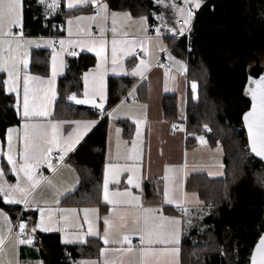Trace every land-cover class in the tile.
<instances>
[{
  "label": "snow or ice",
  "instance_id": "obj_1",
  "mask_svg": "<svg viewBox=\"0 0 264 264\" xmlns=\"http://www.w3.org/2000/svg\"><path fill=\"white\" fill-rule=\"evenodd\" d=\"M37 3L44 6L45 16L52 15L58 10L61 0H37ZM157 5L170 7L178 20L182 21L183 26L179 29L171 28L174 36L184 35L190 30L191 22L195 15V10L200 9L202 0H183L182 5H178L175 0L170 3L166 0H154ZM91 6L94 9L93 15L76 16L74 19H68V39L58 41L60 52L53 53L52 56V75L48 80H43L38 76L28 74L29 52L28 47L34 43L24 37L22 30L23 19V0H0V73H6L7 78L3 80V87L7 93H16L17 110L20 109L21 81L23 92L21 119L22 133L18 128L7 129V151L0 149V156L6 158L10 171L16 177L15 183H9L4 179V168L0 166V198L7 205L23 204L25 210L29 207L36 208L40 213L39 223L31 229L42 231H51L52 224L63 222L67 227L71 218L78 219L76 208H50L41 207L39 203L32 200L33 194L41 186L42 182L52 185L53 181L48 177L37 176V169L42 164L55 173L59 166L64 165L65 157L72 152L76 145L97 124L96 120H76V121H53L46 119L52 115L50 106L56 100L57 91L55 88V78L64 67V61L61 58L63 52H68L70 56H76L75 51H69L71 48H86L90 52H95L98 62L95 71L84 74V92L83 98H77L76 94L69 95L67 99L74 101L76 105L91 104L94 108L100 110L103 117L105 104V75L109 71L107 65L109 57L106 55L108 40L105 37L107 31V22L111 21V71L115 73L117 68L122 69L120 63L124 57L132 56L135 58L137 49H140L145 55H148V42L152 39L147 35L148 20L146 16H141L138 21L140 31L143 36H133L129 38V33L124 24L121 23V17L127 21H132L130 13H118L110 11L106 0H67L66 7L69 10ZM156 16L164 27L167 22L164 14ZM75 22V24H74ZM95 24L98 29V35L92 33V25ZM119 25V27H118ZM14 27H20V31L14 32ZM161 35L160 28H156V38ZM75 37V38H73ZM47 43L51 46L53 41L50 39ZM36 47H40L36 44ZM166 51V49H161ZM59 59V64L57 60ZM169 59H173L169 55ZM180 65L181 72L186 71L183 62L176 61ZM150 65L145 59H140L139 63L132 70L131 75L139 76L145 79V72ZM167 76V72L165 73ZM91 77V79H90ZM255 87L246 89L247 94L251 96V108L244 113L243 121L247 128L248 146L251 153L264 160V76L258 80L250 81ZM192 92L194 98L197 94V84L192 83ZM134 91V89H133ZM129 95H132L130 92ZM99 97V103L96 102ZM124 104L117 106L113 112L107 113L112 117ZM146 107V106H145ZM65 123L75 125L72 132L67 136L61 134V128ZM137 138L132 140L131 149L127 154L121 156L119 153L115 157L109 156L103 172L102 199L105 205H110L109 215L103 217V232L99 229V209L83 208V224L87 225L86 231H80L75 234V241L86 243L87 237L97 238L103 242L105 247L99 250V259L92 261H79L76 264H159V257L167 256L172 258V264H179L180 243L183 234L184 225H191L189 205H200L202 202L195 195L189 196L183 190L182 177L186 175L183 171L176 174L173 166H166L163 177L164 187L162 193L163 204L174 205L181 213L182 217L165 216L162 207H144L141 203V195L133 193L131 188L125 187L123 191L119 189H110V185H119L120 177L127 173V185L143 192L142 179V150L140 143L141 128L143 121L136 120ZM177 126L173 125L175 129ZM206 130L208 126H204ZM183 131V127L180 128ZM119 133V129L116 130ZM201 144L206 143L203 136L198 137ZM21 147L17 148V143ZM119 147V145H117ZM58 153L56 162L53 163V153ZM123 160V163L119 161ZM115 161V162H114ZM186 168V164L183 166ZM222 167V165H221ZM222 174V173H220ZM212 175V173H209ZM69 190L57 192L56 204L60 203V197L66 196ZM123 208L131 210V221L136 227L131 232H125L128 226L129 217L120 214L119 210ZM54 213H60L58 219L54 221ZM183 217H189L187 220ZM0 223L7 225V232L12 233V222L10 217L0 210ZM83 224L78 225L83 229ZM19 232L15 235L16 264H20L19 246L32 245L34 237L25 235L27 224L23 220L19 222ZM62 230V229H61ZM0 229V264H5L3 257L4 245L7 236L2 234ZM132 236H138L137 245H133ZM66 235L62 242L73 243ZM119 245V247H115ZM111 253H118L119 260L110 258ZM139 257L138 261L134 259ZM11 264V261L8 262ZM42 264V262H40ZM251 264H264V236H261L251 255Z\"/></svg>",
  "mask_w": 264,
  "mask_h": 264
},
{
  "label": "trees",
  "instance_id": "obj_2",
  "mask_svg": "<svg viewBox=\"0 0 264 264\" xmlns=\"http://www.w3.org/2000/svg\"><path fill=\"white\" fill-rule=\"evenodd\" d=\"M106 2L111 10L146 16L149 22L155 21L153 14L160 12L154 0ZM24 3V30L29 37H63L68 17L90 11H66L61 0L58 10L46 20L44 6L37 0ZM174 51L179 59L188 61L189 76L198 86L195 98L192 90L190 93L188 142L205 136L212 147H221L226 156L222 180L208 182L194 177L188 183V189L201 197L208 212L184 235L183 264H247L264 232V167L250 155L242 126V116L250 106L245 95L248 70L257 61L264 65V0H208L195 15L189 40L183 37ZM42 60L38 54L33 56L32 72L47 74ZM95 64L90 55L68 58L65 76L57 86L58 113L69 95L80 93L82 75ZM3 80L4 75L0 74V141L5 143L7 129L18 126L21 119L16 99L5 91ZM115 103L113 100L110 105ZM164 110L165 118L174 121L175 97H165ZM106 141L107 121H103L67 160L90 173L78 191L93 190L101 183ZM149 188L146 185L147 195ZM0 209L13 222L19 215L20 221L29 218L25 210L3 203L2 198ZM198 256L205 260L199 261ZM98 257L97 244L68 247L59 235L39 232L34 234L32 245L20 248L21 264H76Z\"/></svg>",
  "mask_w": 264,
  "mask_h": 264
},
{
  "label": "crops",
  "instance_id": "obj_3",
  "mask_svg": "<svg viewBox=\"0 0 264 264\" xmlns=\"http://www.w3.org/2000/svg\"><path fill=\"white\" fill-rule=\"evenodd\" d=\"M208 0H202V6ZM65 4L66 11H73L77 9L89 8L88 13L79 14L76 16H88L94 14V9L91 6H85L83 8H77L69 10L66 7L67 0H63ZM183 1L179 3L182 5ZM24 7L25 3L23 0V19H22V30L24 33V37L26 39H30L34 41L32 45L28 47L29 52V67L27 69L28 74L32 76H38L43 80H48L52 75V56L54 51L60 52L61 50H57L59 46L58 41L60 39H68V19H74L76 16H70L65 21L64 32L65 35L63 37H52V36H37V37H29L26 35L24 30ZM110 9V8H109ZM195 10L196 13L200 10ZM110 11H115L111 10ZM118 13H130L128 11H115ZM131 14V13H130ZM194 15V18H195ZM132 21H127L126 18L121 17V23L125 25L126 30L129 33V38L133 36H143V33L139 30L140 25L135 23L138 21L140 17H136L131 14ZM193 18V21H194ZM148 20V19H147ZM175 20V22H174ZM167 22V27H164L161 22L156 19L153 22H149L148 20V32L147 35L152 37V39L148 42V55H145L140 49L139 54L134 57L126 56L120 62L122 64V69L117 68V71L113 73L111 71V40H112V32H111V21L107 22V31L105 33V37L108 40V44L106 47V55L109 57V63L107 65L109 71L105 75V104H104V115L101 117L100 110L94 108L91 104L88 105H76L74 101H69L66 99V104L61 112L58 113L57 108V100H58V82L61 80L66 73L67 60L70 56L66 54V52L62 53V59L64 61L63 69L58 73L55 78V88L57 91L56 100L50 106L52 115L46 119H51L53 121H76V120H96L97 124L92 128V130L84 137V139L76 145L75 149L69 153L67 157H65L66 161L63 166H59L58 170L53 173L46 164H42L39 169H37V176L39 177V173L43 172L44 177H48L53 181L52 185H48L46 182H42L41 186L38 190L33 194L32 200L39 203L41 207H50V208H76L78 219H73L70 216L67 227H64L63 222L61 223H53L51 231H42L40 229H36L33 233L31 229L35 227L40 220V213L36 208L29 207L25 210L23 204H15L11 206L20 207L22 211L25 210L27 214H29V218L25 220L27 224V229L29 234L34 237V234L39 232L41 234H54L59 235L61 242L63 238L67 235L69 239L75 241V234L80 231H86L87 225L83 224V212L80 211L83 208H98L99 209V229L102 234L103 232V217L109 215L110 205H105L102 199V183H103V172L104 165L111 155L113 157L119 153L121 156L127 154L129 149L132 146V140L137 138V125L135 123L136 120L143 121L140 125L141 128V137L140 143L142 150V169L141 172L143 174L142 179V188L143 192L140 190L132 188L127 185V173L121 175L120 180L121 183L119 185H110V189H119L123 191L125 187L131 188L134 194L141 195V203L144 207H162L163 214L165 216H175L182 217V213L174 206L163 204L162 201V193L164 187L163 177L165 175L166 166H173L175 168L176 174L179 176L181 171L186 173L182 177L183 180V190L191 196V194L195 193V195L202 202L200 205H189L190 208V219L192 221V225H194L198 218L204 216V213L207 211L208 207L201 199V197L193 191L188 189L189 181L194 177H201L202 179L208 182H216L222 180L225 176V153L221 147H212L209 143V140L205 137L206 143L203 146L196 147L192 150L188 149V138L189 135L187 133V115H188V106L191 98V90L192 83L189 76V63L188 61H183L177 57L175 54L174 48L181 41L183 37H187L186 33L184 35L174 34L169 31L171 28L179 29L183 26L182 21L178 20L176 15L174 19L172 16L165 19ZM191 22V25L193 23ZM75 24V22H74ZM190 25V26H191ZM119 27V25H118ZM156 28H160L161 35L159 39L156 38ZM14 32H19L20 27H14ZM92 33L94 36L98 35V29L95 24L92 25ZM75 38V37H73ZM52 40L53 45H49L47 43L48 40ZM36 44H39L40 47H36ZM77 50V55H90L93 56L96 60V64L98 62V58L95 55V52H90L86 48L81 49L79 47H75ZM161 49H166V51H161ZM39 52V53H38ZM44 53V54H43ZM38 54L39 57L45 61L47 65V74L41 75L38 73L32 72V64H33V56ZM169 55L173 59H169ZM166 56V58L171 62L174 70L172 72L156 69V63L162 58ZM74 57V56H73ZM59 59L57 63L59 64ZM140 59H145L147 63L150 65V68L147 72H145V79H141L139 76L131 75L132 70L139 63ZM42 60V61H43ZM176 61L183 62V65L186 67V71L181 72L180 65L176 63ZM95 64V66H96ZM95 66L85 73L95 71ZM84 73V74H85ZM4 75V79L7 78L6 73H0ZM84 74L82 75V88L79 94H76L77 98H83L84 92ZM91 79V77H90ZM134 89V91H133ZM132 95H129V93ZM15 97L17 102L16 93H8ZM166 96H172L176 99V115L175 120H168L165 118V110H164V99ZM20 109H19V117L21 119L22 114V103H23V92H22V81H21V94H20ZM115 100L116 103L111 106V102ZM121 101L124 102L123 106L119 108L117 112L113 114L112 117H109L107 113L113 112V109H116L118 105L121 104ZM96 102L99 103V97H96ZM146 106V107H145ZM107 121V141L106 147L104 151V163L102 169V181L98 186L93 187V190L87 191H78L81 187L84 178L89 176L90 173L87 170L82 168H78L71 161H67L71 155L75 153V151L79 148L80 145L93 133V131L103 122ZM23 120L18 126L12 128H18L22 133V124ZM173 125L177 127L174 129ZM181 126L183 127V131L180 130ZM75 125L70 123H65L61 128V134L67 137L71 132ZM117 129H119V133H117ZM179 129V132H174V130ZM2 143V142H1ZM17 143V148L21 147L19 142ZM119 145V147H117ZM2 151H7V139L5 143L1 144ZM55 153V151H54ZM115 162V161H114ZM123 163L124 161H119ZM53 163L55 161L53 160ZM186 164V168L183 167ZM222 165V167H221ZM0 166L4 168V179L9 183H15L16 177L10 171V166L7 164L6 158L0 156ZM212 173V175H209ZM222 173V174H220ZM150 185L149 193L146 194V185ZM65 190H69L66 196L60 197V203L56 204L55 200L57 199V192H65ZM78 193V195H77ZM1 210V209H0ZM3 211V210H2ZM5 212V211H4ZM120 214L129 217L128 226L123 231L131 232L136 225H134L131 221V210H126L121 208L119 210ZM6 213V212H5ZM7 214V213H6ZM9 216V214H7ZM60 213H54V221L58 219ZM10 217V216H9ZM189 217H183V219L187 220ZM11 219V218H10ZM12 222V229L13 224ZM83 224V229H80L78 225ZM0 229H2V234L7 236L8 239L4 245V254L3 259L5 264H8L11 261V264H16V248L15 244V235L16 232L12 231L11 234L7 232V225L0 223ZM62 229V230H61ZM188 224L184 225L183 234L181 236L180 243V254H179V264H183L182 257V244L184 235L188 230ZM27 238V237H26ZM86 243H80L75 241L73 243H63L64 246L68 247H82L86 245H96L100 248L105 247L102 241L97 238L87 237ZM139 241L138 236H132L133 245H137ZM19 246V260H20V248ZM115 247H119L116 245ZM100 257H98L99 259ZM110 258L114 260H119L118 253H111ZM98 259H85L82 261H92ZM138 261L139 257H135ZM21 264V260H20ZM31 264V263H29ZM159 264H172V258L167 256L159 257Z\"/></svg>",
  "mask_w": 264,
  "mask_h": 264
},
{
  "label": "water",
  "instance_id": "obj_4",
  "mask_svg": "<svg viewBox=\"0 0 264 264\" xmlns=\"http://www.w3.org/2000/svg\"><path fill=\"white\" fill-rule=\"evenodd\" d=\"M261 76H264V65H261L260 62L257 61L256 65L248 70L247 83H246V86H245V95H246L247 99H248L249 102H250V106H249V108H248L247 111H249L250 108H251V96H250L249 94H247L246 89H248V88H250V87H255V84L250 83V81L258 80ZM247 111H246V112H247ZM246 112H245V113H246ZM243 115H244V114H243ZM242 126H243V128H244V132H245V135H246L247 147H248V150H249L250 155H251L256 161H258L259 163H261V164L263 165V167H264V160H262V159L259 158V157H256L255 154H254V153H251V151H250V148H249V146H248L247 128H246V126L244 125L243 116H242ZM261 236H264V232L261 234ZM261 236H260V237H261ZM260 237H259V239H260ZM259 239L257 240L256 244L259 242ZM256 244H255V246H256ZM255 246H254V248H253L252 253H253L254 250H255ZM250 264H251V259H250Z\"/></svg>",
  "mask_w": 264,
  "mask_h": 264
},
{
  "label": "built area",
  "instance_id": "obj_5",
  "mask_svg": "<svg viewBox=\"0 0 264 264\" xmlns=\"http://www.w3.org/2000/svg\"><path fill=\"white\" fill-rule=\"evenodd\" d=\"M47 19H49V17L46 18V20ZM191 28H192V25L190 26V30H188L186 32V35H187L188 40L190 38ZM57 50H60V47H58ZM69 51H75L77 53V50L75 48H71V49H69ZM139 53H140V51H137V54H139ZM66 54L68 55V52H66ZM68 56H70V55H68ZM155 68L156 69H160V70H164L166 72H172L174 70L171 62L166 58V56H163L162 58H160V60L156 63ZM174 132H179V129L174 130ZM57 158H58V153H56V152L53 153V160L55 162H56V159ZM65 161H66V159H65ZM42 175H43V172H40L39 173V176H42ZM19 222H20V215L17 217V219L14 221V224H13V231L16 232V233L19 232V227H18ZM26 237H27V231L25 232V235L22 238H26ZM251 255H252V252H251V254L249 256V260H248V263L247 264H250Z\"/></svg>",
  "mask_w": 264,
  "mask_h": 264
},
{
  "label": "rangeland",
  "instance_id": "obj_6",
  "mask_svg": "<svg viewBox=\"0 0 264 264\" xmlns=\"http://www.w3.org/2000/svg\"><path fill=\"white\" fill-rule=\"evenodd\" d=\"M181 1H183V0H175V2L179 5V3L181 2ZM48 2L50 3L51 2V0H48ZM166 2H168V3H170L171 2V0H166ZM159 6V14H161V13H163L164 14V19H167V18H169L170 16H172L173 17V19H174V16H175V14L173 13V11H172V9L170 8V7H164L163 5H158ZM57 11V10H56ZM56 11H54L52 14H54ZM159 14H157V15H159ZM49 16H51V15H49ZM49 16H47V17H45V18H48ZM193 21V20H192ZM174 22H175V20H174ZM187 32V31H186ZM185 32V33H186ZM205 141H206V139H205ZM1 141H0V149H1ZM205 144V143H204ZM204 144H201V142H200V140L197 138L195 141H192V142H189V144H188V149L189 150H192V149H194V148H196V147H200V146H203ZM207 212L208 211H206L205 213H204V215H206L207 214ZM204 216H202L200 219H202ZM199 219V218H198ZM199 222H197V223H194V226L195 225H197ZM191 225H192V223H191ZM188 228L190 229V225H188ZM198 257H200V256H198ZM201 258V259H200ZM200 258H197V259H199V261L201 260V261H204L205 260V258L203 257H200Z\"/></svg>",
  "mask_w": 264,
  "mask_h": 264
}]
</instances>
